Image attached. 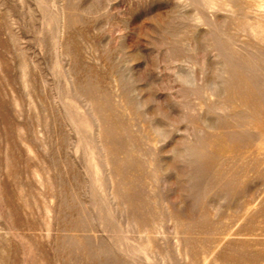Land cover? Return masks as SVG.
Listing matches in <instances>:
<instances>
[{"label": "rangeland", "instance_id": "obj_1", "mask_svg": "<svg viewBox=\"0 0 264 264\" xmlns=\"http://www.w3.org/2000/svg\"><path fill=\"white\" fill-rule=\"evenodd\" d=\"M0 264H264V0H0Z\"/></svg>", "mask_w": 264, "mask_h": 264}]
</instances>
